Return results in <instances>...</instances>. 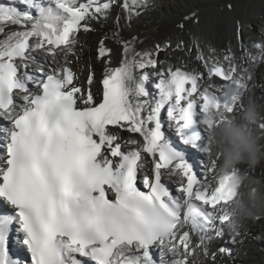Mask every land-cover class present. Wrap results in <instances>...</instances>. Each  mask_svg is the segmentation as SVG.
Returning a JSON list of instances; mask_svg holds the SVG:
<instances>
[{
	"label": "snow or ice",
	"instance_id": "6c2138e0",
	"mask_svg": "<svg viewBox=\"0 0 264 264\" xmlns=\"http://www.w3.org/2000/svg\"><path fill=\"white\" fill-rule=\"evenodd\" d=\"M147 2L124 0L126 19ZM116 3L0 4V118L6 121L0 124V203L11 210L0 214V264H204L194 251L217 264V252H230L224 246L210 252L225 236L223 209L235 193L231 175L218 174L207 156L208 129L200 120L209 111L223 120L243 108L240 95L229 101L223 94L229 83L247 89L243 69L230 54L223 61L197 55L206 78L222 82L202 88L205 72L157 70L169 41L137 50V37L125 40L117 30L99 40L103 72L93 92L94 69L89 66L86 84H78L69 54H75L77 34L94 31L92 22ZM197 19L186 15L177 27L183 31ZM240 29L237 21L238 39ZM106 39L121 48L118 66H112ZM37 51L51 56L54 66L37 64ZM150 75L157 80L152 98L145 88ZM17 93L24 94L22 103ZM165 108L182 144L203 154V179L166 136ZM109 126L133 135L121 140ZM171 177L180 178L175 194L165 183ZM228 234L235 244L240 232ZM13 244L24 257L14 254Z\"/></svg>",
	"mask_w": 264,
	"mask_h": 264
},
{
	"label": "bare ground",
	"instance_id": "6f19581e",
	"mask_svg": "<svg viewBox=\"0 0 264 264\" xmlns=\"http://www.w3.org/2000/svg\"><path fill=\"white\" fill-rule=\"evenodd\" d=\"M14 2L15 0H0V4H11ZM102 2L104 0H101ZM117 3L112 6L105 16L92 22L94 31L77 34L78 42L74 46L75 54H69V59L72 61L71 66L77 74L79 72L76 71V62L78 63L79 60H83L84 63L89 64L94 69L97 85L93 87V92L100 87L98 81L102 78L103 72V62L98 61L96 58L99 40L105 36H111L112 32L119 30L120 36L125 40L131 39L133 36L137 37V50L151 48L156 43H163L165 40L169 41L170 46L157 56L159 61H163L162 64L157 65V70L161 68L167 69L168 67L174 70L180 65L178 56L183 55L188 71L205 72L203 62L196 59L197 65H195L192 62V58L202 55L206 60L223 61L224 55L230 54L237 65L243 69L240 75L246 79L248 84L245 90L246 93L252 95L258 103L264 105V74L260 72L259 68L261 63L259 57L255 54L256 48L244 36V31L248 30L251 32L254 30L257 22L264 27V0H155L153 7L149 6L151 2L148 0L145 7L137 9L139 14L133 15L130 20L126 19V13L121 7L124 0H117ZM228 4H231L230 9L227 7ZM193 13L196 14L198 19L186 22L183 31L178 29L177 25L183 22V17ZM117 17H119L118 20ZM208 17L211 19L213 26H215V30L207 31L204 33V37L194 38V34L197 35V33H192V35L190 31L194 30L197 32L199 26H202L201 29H204V27L209 28L210 20L207 21ZM237 21L241 25L239 39L236 34ZM201 29L199 28V31ZM8 30L6 29V32ZM3 38L4 35L0 34V39ZM179 41H183V45L177 48L176 45ZM105 44L112 49L110 53L112 66H118L121 52L120 46L113 39H106ZM212 46L215 47L213 50ZM205 47L207 49H204ZM32 55L37 62L46 66L45 70L54 66L51 57H46L44 53L33 52ZM57 59H60V57ZM224 63L226 64L227 62ZM248 77L251 78L248 79ZM148 81L157 82L156 78L151 75ZM200 83L208 86V84L217 85L222 82L215 78L208 80L205 72V78ZM85 84L86 78L83 85ZM146 84L145 88L149 93V98L154 97L156 91L149 90ZM109 127L112 128V126ZM112 131L117 132L121 140H126L130 135H133L115 128H112ZM240 168L251 177L252 168H248L245 165ZM174 179L178 180L179 177H174ZM255 180L260 182L258 177ZM239 232L240 234H248V228L243 227ZM224 239L225 245L222 246L231 247V243H228L230 236L226 230ZM258 241L256 243H259ZM240 263L241 260L239 261L234 255L217 252V264ZM204 264H211L210 257L209 262H204Z\"/></svg>",
	"mask_w": 264,
	"mask_h": 264
},
{
	"label": "clouds",
	"instance_id": "9594fccd",
	"mask_svg": "<svg viewBox=\"0 0 264 264\" xmlns=\"http://www.w3.org/2000/svg\"><path fill=\"white\" fill-rule=\"evenodd\" d=\"M223 94L229 101L240 95L243 108L220 120L215 112H207L200 120L206 127L207 156L216 162V171L220 175H231L234 189L233 199L224 206L227 219L225 228L229 233L239 232L247 221H255L264 215V185L253 179L239 167H256L264 161V128L260 121L264 119V105H261L245 89L234 84H226ZM199 253L194 251V257ZM198 260V258H196Z\"/></svg>",
	"mask_w": 264,
	"mask_h": 264
},
{
	"label": "rangeland",
	"instance_id": "374dc122",
	"mask_svg": "<svg viewBox=\"0 0 264 264\" xmlns=\"http://www.w3.org/2000/svg\"><path fill=\"white\" fill-rule=\"evenodd\" d=\"M208 20H210L209 28L204 27V29H201L202 26H199L201 31H199V28L197 32L194 30L190 31L191 34L197 33V35L194 34V38H201L202 36L204 37V33H206L207 31L215 30V26H213L209 17L207 21ZM244 32V36L247 38L246 40H249L251 44L256 48L255 54L259 57L261 63L259 67L260 72L264 74V27L257 22L255 24L254 30H252L251 32L245 30ZM213 48L215 47L212 46V50ZM204 49H207V47H205ZM193 60H196V58H192V62ZM195 65H197L196 62ZM87 67L89 69V64L84 63L83 60H79L78 63L76 62V71H78L79 74L82 71L85 73V69ZM155 83L149 81V83L147 82L146 85H148V89H155ZM243 166L244 165H240L239 167ZM253 175L254 177H252ZM251 177L253 179H257V177L260 178V184L264 185V161H261L256 167L252 168ZM258 217V220L255 219V221H247L245 223V226L248 228V234L245 233L246 235L241 238V240L239 241V245L235 244L234 248H232L231 250V253L236 256V258L238 257L241 259L240 264H264V215H260ZM257 241L259 243H256Z\"/></svg>",
	"mask_w": 264,
	"mask_h": 264
}]
</instances>
